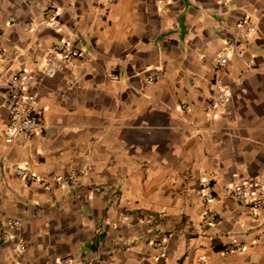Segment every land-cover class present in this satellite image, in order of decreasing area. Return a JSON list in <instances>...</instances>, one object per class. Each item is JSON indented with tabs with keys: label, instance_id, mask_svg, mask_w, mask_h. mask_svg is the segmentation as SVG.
I'll use <instances>...</instances> for the list:
<instances>
[{
	"label": "crops",
	"instance_id": "obj_1",
	"mask_svg": "<svg viewBox=\"0 0 264 264\" xmlns=\"http://www.w3.org/2000/svg\"><path fill=\"white\" fill-rule=\"evenodd\" d=\"M57 42L81 56L6 144L4 86ZM0 53V264H264V205L229 195L264 183V0H0Z\"/></svg>",
	"mask_w": 264,
	"mask_h": 264
},
{
	"label": "built area",
	"instance_id": "obj_2",
	"mask_svg": "<svg viewBox=\"0 0 264 264\" xmlns=\"http://www.w3.org/2000/svg\"><path fill=\"white\" fill-rule=\"evenodd\" d=\"M55 17L56 11L50 7L44 12L43 23L51 27H56V24H54ZM228 48L229 46L216 58L215 64L217 67H224L228 63ZM81 53V50L75 46L68 45L64 42H57L48 50L42 69L31 73L21 72L8 80L4 86V105L8 114L4 131V141L6 144H12L19 139L27 141L33 137L34 133L40 128L39 87L45 79H51L58 73L71 69L73 62L80 58ZM1 56L2 53H0V59ZM157 78L158 75L149 76L147 77V81L154 82ZM111 79L115 80L116 76L111 75ZM227 98V94L219 86H216L211 93L210 107L214 109L217 105L226 102ZM13 170L19 178L25 181H40L34 175H30L26 168L16 166ZM55 181L58 183L60 180L55 179ZM46 188L48 189L47 186ZM94 191L100 192L101 190L95 187ZM204 191L203 196L205 202L211 203L214 197L208 184L204 185ZM229 195L240 205L253 210L251 217L256 218V211L264 205V183L262 180L253 179L246 186H237L230 190ZM203 220L208 223H213L216 220V216L211 211H208L204 214ZM12 224L16 225L17 223L13 222ZM157 246L161 250L163 249L162 243H158ZM242 251V246L232 245L231 247H227L223 251V254L229 255ZM67 262L68 260H63L61 264H66Z\"/></svg>",
	"mask_w": 264,
	"mask_h": 264
}]
</instances>
